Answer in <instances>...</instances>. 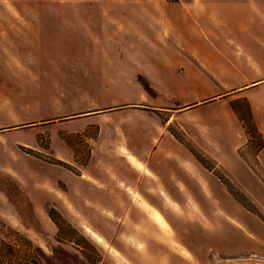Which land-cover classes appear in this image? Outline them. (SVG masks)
Segmentation results:
<instances>
[{
    "label": "crops",
    "instance_id": "crops-1",
    "mask_svg": "<svg viewBox=\"0 0 264 264\" xmlns=\"http://www.w3.org/2000/svg\"><path fill=\"white\" fill-rule=\"evenodd\" d=\"M51 1L57 0L5 1L20 8L0 10V18L17 19L22 35L16 43H0L1 81L3 65L25 61L19 51L27 48V19L47 14L29 7ZM67 1L95 9L64 13L65 41L79 44L82 57L68 64L65 77L102 98L79 112L80 118H91L81 125L88 133L86 163L92 170L82 175L87 189L70 199L74 208L130 210L136 217L148 207H167L153 195L210 187L204 166L181 135L204 156L220 157L228 169L231 157L248 143L232 107L238 98L249 102L264 140V0ZM32 37L40 46V30ZM121 83L133 85L127 91ZM212 110L202 120H188ZM258 157L264 165V147ZM95 185L102 193L93 194Z\"/></svg>",
    "mask_w": 264,
    "mask_h": 264
},
{
    "label": "rangeland",
    "instance_id": "rangeland-1",
    "mask_svg": "<svg viewBox=\"0 0 264 264\" xmlns=\"http://www.w3.org/2000/svg\"><path fill=\"white\" fill-rule=\"evenodd\" d=\"M5 1L0 0V10L19 7L18 2ZM29 8L47 14L27 19V48L19 51L25 61L3 65L7 72L0 80V264H264L261 137L249 121L244 98L232 104L244 129L250 126L252 136L246 134L251 142L231 157L230 170L220 157L204 156L181 135L204 166L210 187L153 195L167 207H148L136 211V217L130 210L73 207L70 199L87 189L82 175L92 170L86 163L88 133L81 125L91 118H80L84 115L79 112L92 109L102 98L65 77L68 64L82 57L79 44L65 41L64 13L95 6L57 0ZM17 23L0 18V43L18 41L22 33ZM39 30L40 46L31 43ZM121 84L127 91L133 85ZM69 150L80 157H67ZM58 151L66 157H56ZM98 188L92 187L93 194L102 193Z\"/></svg>",
    "mask_w": 264,
    "mask_h": 264
},
{
    "label": "trees",
    "instance_id": "trees-1",
    "mask_svg": "<svg viewBox=\"0 0 264 264\" xmlns=\"http://www.w3.org/2000/svg\"><path fill=\"white\" fill-rule=\"evenodd\" d=\"M247 104V110H248V117H249V121L250 123L252 124V126L255 128L256 132L260 135L261 137V141H260V145H259V149L261 150L263 147H264V140L262 138V135L260 133V131L258 130L257 126H256V123H255V120H254V117H253V114H252V110H251V106L249 104V102L247 100H244ZM232 107L234 109V111L236 112V114L239 116V112L237 110V108L235 107V105L232 104ZM245 131L246 133L251 137L252 136V131H251V128L250 126H248L247 124L245 125ZM251 142V139L250 141H248V143Z\"/></svg>",
    "mask_w": 264,
    "mask_h": 264
},
{
    "label": "built area",
    "instance_id": "built-area-1",
    "mask_svg": "<svg viewBox=\"0 0 264 264\" xmlns=\"http://www.w3.org/2000/svg\"><path fill=\"white\" fill-rule=\"evenodd\" d=\"M174 1H176V2H185L187 0H174Z\"/></svg>",
    "mask_w": 264,
    "mask_h": 264
},
{
    "label": "bare ground",
    "instance_id": "bare-ground-1",
    "mask_svg": "<svg viewBox=\"0 0 264 264\" xmlns=\"http://www.w3.org/2000/svg\"><path fill=\"white\" fill-rule=\"evenodd\" d=\"M160 216H161V215H160ZM157 218H158L161 222H163L159 216H157Z\"/></svg>",
    "mask_w": 264,
    "mask_h": 264
}]
</instances>
